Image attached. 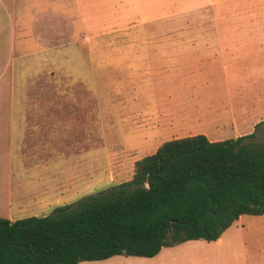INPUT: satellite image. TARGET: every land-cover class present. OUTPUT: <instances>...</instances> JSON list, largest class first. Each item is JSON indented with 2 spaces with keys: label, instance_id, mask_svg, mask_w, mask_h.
I'll return each instance as SVG.
<instances>
[{
  "label": "rangeland",
  "instance_id": "374dc122",
  "mask_svg": "<svg viewBox=\"0 0 264 264\" xmlns=\"http://www.w3.org/2000/svg\"><path fill=\"white\" fill-rule=\"evenodd\" d=\"M1 1L24 4L18 11L26 12L27 19H22V14L12 20L3 15L0 17V117L9 112H67L73 116L76 126L83 128L78 138L85 136L86 143L81 146L79 156L84 150V159L95 160L93 166L70 163V166L54 168V175L73 172L80 179L68 193L53 197L52 206L45 207L36 217L48 216L57 207L72 205L128 182L134 162L156 151V143L161 137L153 123L157 113L154 93L159 77L156 74L164 72L165 83L170 79L195 81L193 87L201 91L192 97L219 106L217 102L221 97L213 91L215 88L210 90L213 83L204 74L203 64L175 67L165 64L163 70H156L146 61L137 64L143 57L141 53L130 55L127 52L164 47L188 53L184 50L214 46L219 40L213 37L222 31V27L238 30L235 20L222 23V16L228 15L225 10L228 8L232 13V10L236 11L235 7H222L220 0H212L213 6L195 4L198 1L187 4L185 2L190 1L170 0V4L159 8L142 5V0ZM43 13L47 14L35 18L36 14ZM204 82L208 84L204 86ZM253 82L245 79L244 83L250 85ZM188 87L182 86L185 90ZM262 91L263 88L257 86L230 87L228 116L230 119L234 116L235 120L224 128L223 139L244 135L250 131L252 121L264 120V111L252 102V97ZM241 112L249 117L244 120L245 126L241 125L243 119H236ZM253 115L258 117L253 119ZM68 121L72 120L69 118ZM87 128L92 134L85 135ZM204 129L180 127L171 137H186L190 131ZM254 131V137L246 141L264 144V124L252 129L251 133ZM59 154L61 159L67 160ZM31 216L18 215L17 220ZM221 240L222 246L204 241L178 244L174 248L186 249L177 250L176 258L184 252L188 259L182 264H189V258L194 259L193 264H205V257L224 249V243L238 241L242 243L246 264H264V216L239 217L223 232ZM164 250L162 254L169 249ZM148 260L114 256L80 264H159L157 259Z\"/></svg>",
  "mask_w": 264,
  "mask_h": 264
},
{
  "label": "trees",
  "instance_id": "16d2710c",
  "mask_svg": "<svg viewBox=\"0 0 264 264\" xmlns=\"http://www.w3.org/2000/svg\"><path fill=\"white\" fill-rule=\"evenodd\" d=\"M254 133L163 142L131 179L48 216L0 218V264L152 258L187 241L213 242L243 215H264V144Z\"/></svg>",
  "mask_w": 264,
  "mask_h": 264
},
{
  "label": "crops",
  "instance_id": "0c3cea01",
  "mask_svg": "<svg viewBox=\"0 0 264 264\" xmlns=\"http://www.w3.org/2000/svg\"><path fill=\"white\" fill-rule=\"evenodd\" d=\"M142 1V5L147 7L159 8L170 4V0H152L151 3L150 0ZM181 1H190L185 2L187 4H193L198 1L195 4L202 6L214 5L212 0ZM6 3L8 4L0 2V17L3 15L8 20H12L16 16L21 17L23 15L24 18H21L27 19L25 18L27 17L26 12L18 11L20 6H25L24 4L18 5L19 3H13L12 1ZM219 4L222 7L236 8V11L232 10V13L228 8L225 10L228 15L222 16V23L226 24L235 20L238 24V30L222 27V31L215 36L213 35V38L219 40L218 42L216 41V45H210L205 48L185 49L184 51L188 53H181V49H166L164 47L145 48L141 51L130 50V52L128 50L129 53L127 52L130 55L141 53L143 57L137 61V64L146 61L150 68H156V70L158 68L163 70L162 68L165 64L174 67L180 64L193 66H197L199 63L203 64L204 74L213 83V87L210 90L212 91L215 88L213 91L218 92L221 97L220 102H217L219 106L210 105L211 101L198 100L197 97H192L193 94H199L201 91L193 87L196 84L195 81L185 80L181 82L168 78L171 81L165 83L164 72L156 74L159 77L156 94L154 93L157 113L156 117H153V123L161 137L156 143L155 150L165 141L179 139L173 138L171 135L177 133L178 130L176 129L180 127H205L206 129L204 130L190 131L188 136L204 135L211 142L226 140L223 139L222 132L224 128L230 126L235 120L234 116L231 119L228 116L231 86L238 87V89L245 86L263 88L260 95L252 97V102H254L255 107H259L264 111V0H220ZM10 6L13 9H10ZM30 14L32 16V12ZM45 14L47 13L36 14L35 18ZM180 54L191 56L207 54L208 56L205 58L191 56L182 58L178 57ZM169 55L174 57H166ZM245 79L254 82L246 85L244 83ZM207 84L206 82L203 83L204 86ZM182 86L189 87L185 90ZM182 93H184L183 99L181 98ZM195 103L201 105L197 107ZM245 115V112H241L236 118L239 120L243 119V122H241L243 126L246 124L244 120L249 118ZM257 117V115H253V119ZM69 118L72 120L71 122L68 121ZM0 119L2 120L0 121V218L13 222L17 220L18 215L29 214L37 216V214L43 212L45 207L52 206L51 200L53 197L68 193L71 190V186L80 179V176L73 172H67L64 175H58L57 172V175H54V168L61 165L70 166V163H87L92 164V166L94 164V159L90 161L83 158L84 150L82 155L79 156L81 146L83 147L86 143L85 136H82L81 139L78 138L79 131L83 128L76 126L73 116L67 112H9L3 114ZM58 119L63 121H58ZM262 124H264V120L252 121L249 125L251 126L250 131L238 137L255 133V131L251 133V130L258 129ZM235 125L236 123L233 126ZM84 133L85 135L92 134L88 128L86 131L84 129ZM165 136L170 137L165 139ZM57 152L58 154L56 155ZM59 153H62L67 160L61 159ZM86 160L87 162H85ZM132 171L133 166L131 175ZM110 177H112V174H110ZM213 242L222 246L221 236ZM241 246L242 243L238 241H228L227 245L223 244L224 249L213 255L206 256L204 263L246 264L244 250L243 248L241 249ZM174 247L162 248L156 256L144 259H157L159 264H182L186 262L188 259L186 253L181 252L179 258H176L177 256L175 255L177 250L183 251L186 248ZM170 248L174 249L170 250ZM164 249L169 250L162 254L163 251H166ZM193 262L194 259L189 258V264H193Z\"/></svg>",
  "mask_w": 264,
  "mask_h": 264
}]
</instances>
